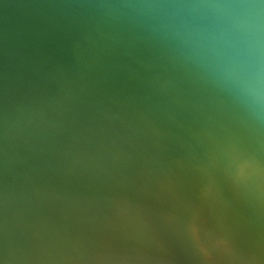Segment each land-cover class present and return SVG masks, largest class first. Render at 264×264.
Returning a JSON list of instances; mask_svg holds the SVG:
<instances>
[{
    "label": "water",
    "instance_id": "95a60500",
    "mask_svg": "<svg viewBox=\"0 0 264 264\" xmlns=\"http://www.w3.org/2000/svg\"><path fill=\"white\" fill-rule=\"evenodd\" d=\"M204 2L0 0V264H264V109L169 7Z\"/></svg>",
    "mask_w": 264,
    "mask_h": 264
},
{
    "label": "clouds",
    "instance_id": "9594fccd",
    "mask_svg": "<svg viewBox=\"0 0 264 264\" xmlns=\"http://www.w3.org/2000/svg\"><path fill=\"white\" fill-rule=\"evenodd\" d=\"M175 13L210 18L214 27L195 32L210 66L242 99L264 109V0L169 6ZM208 12L212 13L208 17Z\"/></svg>",
    "mask_w": 264,
    "mask_h": 264
}]
</instances>
